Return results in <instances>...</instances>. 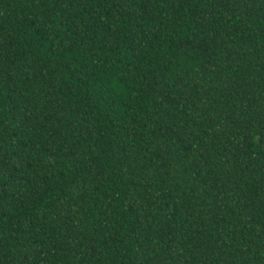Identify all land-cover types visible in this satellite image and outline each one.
<instances>
[{
    "label": "trees",
    "instance_id": "trees-1",
    "mask_svg": "<svg viewBox=\"0 0 264 264\" xmlns=\"http://www.w3.org/2000/svg\"><path fill=\"white\" fill-rule=\"evenodd\" d=\"M0 264H264V0H0Z\"/></svg>",
    "mask_w": 264,
    "mask_h": 264
}]
</instances>
